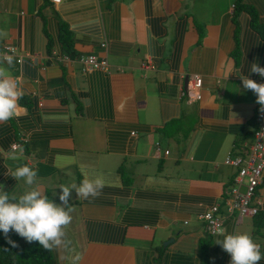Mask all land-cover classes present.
I'll list each match as a JSON object with an SVG mask.
<instances>
[{"label": "crops", "instance_id": "1", "mask_svg": "<svg viewBox=\"0 0 264 264\" xmlns=\"http://www.w3.org/2000/svg\"><path fill=\"white\" fill-rule=\"evenodd\" d=\"M243 2L254 23L233 18L235 0H0V51L16 47L5 66L23 91L20 115L0 122V190L31 189L10 175L25 164L56 203L84 172L104 179L95 198L72 190L69 243L52 250L54 264H227L220 233L250 234L264 264V169L259 214L227 210L236 170L224 160L256 130L257 97L241 75L264 83L250 71L264 67V0ZM91 54L108 72L72 60ZM192 74L202 87L190 101L181 91ZM214 205L222 225L210 235L199 216Z\"/></svg>", "mask_w": 264, "mask_h": 264}, {"label": "clouds", "instance_id": "2", "mask_svg": "<svg viewBox=\"0 0 264 264\" xmlns=\"http://www.w3.org/2000/svg\"><path fill=\"white\" fill-rule=\"evenodd\" d=\"M76 59L77 57H72L73 61ZM13 61L14 58L11 55L0 56V122H7L20 115L19 101L23 97V91L8 70V67L13 65ZM250 71L264 77V67L258 63H253ZM241 79L243 88L251 90L256 95V102L261 105V111L264 112V83L245 75H241ZM10 158L18 159L19 155L14 152ZM37 174V170L27 164L10 171V175L17 181L23 179L32 187L19 196L0 190V231L5 236H8L10 231H14L27 242H38L49 251L67 247L69 241L66 239V230L73 220L74 209L65 206L69 204L72 190L74 189L83 199L95 198L100 195L104 187V179L102 176L89 178L87 172H84V179L79 186L73 184L71 187H61L60 203H56L53 199H49L37 184ZM219 235H222L223 239H217L215 243L221 245L223 250L230 254V264H259L262 259L260 246L250 234L220 233ZM9 243L13 246L16 244L10 238ZM78 260L77 255L74 264Z\"/></svg>", "mask_w": 264, "mask_h": 264}, {"label": "built area", "instance_id": "3", "mask_svg": "<svg viewBox=\"0 0 264 264\" xmlns=\"http://www.w3.org/2000/svg\"><path fill=\"white\" fill-rule=\"evenodd\" d=\"M59 2L60 0H52ZM233 7V6H232ZM104 47L106 44H100ZM16 53V47L11 45H4L0 51V56L11 55ZM54 59L62 61L69 60V55L64 54L58 56L53 54ZM82 65V71H89L93 68L101 69L108 72V62L105 58H99L96 55L79 56L76 59ZM19 64L21 57L16 59ZM202 87V78L199 75L192 74L188 79L186 88L181 91V95L188 100L201 99L200 89ZM256 130L254 133L253 142L239 154H229L226 156L224 163L235 168L236 174L233 178V184L229 190L227 199V210L229 213L236 212L238 216L254 217L262 210L261 201L257 198V191L262 182V175L264 169V112L261 111V105L258 104L256 114ZM158 144L156 147L158 149ZM19 147L18 143L12 145V149ZM168 153V151H165ZM218 205H214L210 210L199 216L206 224L207 232L210 235L217 234L222 225V217L218 215ZM264 227V215H263ZM231 256L227 255V264H230Z\"/></svg>", "mask_w": 264, "mask_h": 264}, {"label": "trees", "instance_id": "4", "mask_svg": "<svg viewBox=\"0 0 264 264\" xmlns=\"http://www.w3.org/2000/svg\"><path fill=\"white\" fill-rule=\"evenodd\" d=\"M250 14L254 23L253 10L247 6L243 0H235L233 6V18L235 19L240 13ZM255 28V26H254ZM256 29L261 30L260 26ZM264 31V30H263ZM61 43L63 50L72 54V41L67 31L61 33ZM9 238L16 244L9 243ZM205 243H200V250H203ZM0 264H54L52 250L44 249L38 242L22 241L21 237L14 231H10L8 236L0 231Z\"/></svg>", "mask_w": 264, "mask_h": 264}, {"label": "water", "instance_id": "5", "mask_svg": "<svg viewBox=\"0 0 264 264\" xmlns=\"http://www.w3.org/2000/svg\"><path fill=\"white\" fill-rule=\"evenodd\" d=\"M169 241H172V239H170ZM169 241H167V242H169Z\"/></svg>", "mask_w": 264, "mask_h": 264}, {"label": "rangeland", "instance_id": "6", "mask_svg": "<svg viewBox=\"0 0 264 264\" xmlns=\"http://www.w3.org/2000/svg\"><path fill=\"white\" fill-rule=\"evenodd\" d=\"M49 199H50V197H49Z\"/></svg>", "mask_w": 264, "mask_h": 264}]
</instances>
